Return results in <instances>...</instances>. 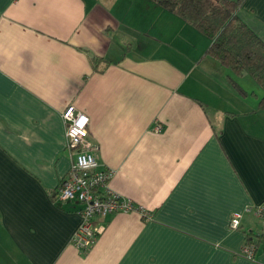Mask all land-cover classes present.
I'll return each mask as SVG.
<instances>
[{
	"label": "crops",
	"instance_id": "obj_1",
	"mask_svg": "<svg viewBox=\"0 0 264 264\" xmlns=\"http://www.w3.org/2000/svg\"><path fill=\"white\" fill-rule=\"evenodd\" d=\"M239 16L264 40V0ZM126 33L147 48L121 52ZM211 43L151 0H0V264H264L263 243L244 252L264 231V90ZM71 104L138 209L97 217L90 250L72 241L81 205L57 199Z\"/></svg>",
	"mask_w": 264,
	"mask_h": 264
},
{
	"label": "built area",
	"instance_id": "obj_2",
	"mask_svg": "<svg viewBox=\"0 0 264 264\" xmlns=\"http://www.w3.org/2000/svg\"><path fill=\"white\" fill-rule=\"evenodd\" d=\"M62 118L66 125L67 146L72 152L73 166L57 190V199L61 203L81 205L79 211L81 223L72 241L77 248L90 250L101 232L96 223L97 217L117 213L129 214L138 209L131 200L111 190L113 171L101 169L97 161L95 153L99 148L90 141V118L72 104L67 106ZM160 129L158 125L156 130ZM139 211L142 216H148L144 211L140 209ZM255 212L262 219L264 227V207L256 208ZM242 218V212L233 213L230 228L240 229ZM253 251L251 247L244 249L245 255L249 257L253 256Z\"/></svg>",
	"mask_w": 264,
	"mask_h": 264
},
{
	"label": "trees",
	"instance_id": "obj_3",
	"mask_svg": "<svg viewBox=\"0 0 264 264\" xmlns=\"http://www.w3.org/2000/svg\"><path fill=\"white\" fill-rule=\"evenodd\" d=\"M211 40L207 56L238 77L251 76L264 90V40L239 14L245 0H151ZM94 70L98 60L91 59ZM233 82V80H232ZM264 109V98L259 104ZM264 244V231L246 233L245 245Z\"/></svg>",
	"mask_w": 264,
	"mask_h": 264
},
{
	"label": "rangeland",
	"instance_id": "obj_4",
	"mask_svg": "<svg viewBox=\"0 0 264 264\" xmlns=\"http://www.w3.org/2000/svg\"><path fill=\"white\" fill-rule=\"evenodd\" d=\"M133 35V33H126V37H127V41H125V49H119V50H121V52L123 51L124 53L125 52H131L132 50H130L131 49V47H132V45L131 44H134V43H136V45L137 46H145L146 47V38H144V37H140V36H138V35H136V38L135 39H133L131 36ZM121 35H118L117 36V41H115V45H117V47L119 46H121L120 44V41H121ZM123 44V43H122ZM147 48V47H146ZM138 54L139 53H141V49H140V51H138L137 52ZM142 55V54H141Z\"/></svg>",
	"mask_w": 264,
	"mask_h": 264
}]
</instances>
